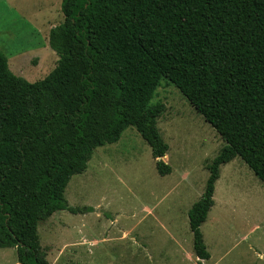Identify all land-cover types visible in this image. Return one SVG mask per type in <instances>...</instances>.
<instances>
[{"label":"trees","instance_id":"16d2710c","mask_svg":"<svg viewBox=\"0 0 264 264\" xmlns=\"http://www.w3.org/2000/svg\"><path fill=\"white\" fill-rule=\"evenodd\" d=\"M50 29L58 56L41 81L15 76L0 51V249L17 264H48L38 226L69 206L64 192L93 150L134 127L159 175L168 150L151 104L168 80L224 142L188 212L198 264L200 231L220 167L236 157L264 185V0H62Z\"/></svg>","mask_w":264,"mask_h":264},{"label":"rangeland","instance_id":"374dc122","mask_svg":"<svg viewBox=\"0 0 264 264\" xmlns=\"http://www.w3.org/2000/svg\"><path fill=\"white\" fill-rule=\"evenodd\" d=\"M61 1L48 0L60 15L50 20L56 26L63 22ZM41 2L0 0V51L10 71L29 83L43 80L58 61L40 35ZM151 104L164 105L157 127L171 172L159 175L134 127L94 149L64 192L69 206L90 211H59L38 226L48 264H198L188 212L224 142L168 80ZM213 201L200 227L210 255L202 264H264V185L240 158L220 167ZM0 264H17L16 250L0 249Z\"/></svg>","mask_w":264,"mask_h":264},{"label":"crops","instance_id":"0c3cea01","mask_svg":"<svg viewBox=\"0 0 264 264\" xmlns=\"http://www.w3.org/2000/svg\"><path fill=\"white\" fill-rule=\"evenodd\" d=\"M53 7H54L53 5H50V3H48V0H42L40 4V35H42V37L44 36L43 37V39L45 38L44 41L47 38V43H46L47 45H48L49 31L51 28L55 27L57 24L56 21L51 23L50 20L54 16V18H56L58 22L60 18L57 7L56 8L55 7L53 8Z\"/></svg>","mask_w":264,"mask_h":264}]
</instances>
